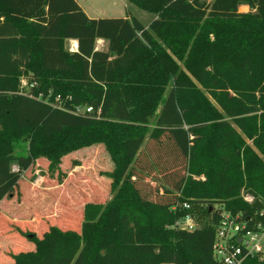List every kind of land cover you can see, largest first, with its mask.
I'll return each instance as SVG.
<instances>
[{
  "label": "trees",
  "instance_id": "16d2710c",
  "mask_svg": "<svg viewBox=\"0 0 264 264\" xmlns=\"http://www.w3.org/2000/svg\"><path fill=\"white\" fill-rule=\"evenodd\" d=\"M127 1L155 15L147 27L130 15L89 18L76 0H0V205L40 159L50 174L65 154L93 145L113 162L109 194L118 187L106 202L105 190L89 187L79 232L9 234L14 251L0 249V262L51 264L55 238L80 235L74 264H219L215 204L250 227L264 223V0ZM97 39L107 51L95 50ZM22 76L37 81L29 95ZM84 104L93 112L71 113ZM23 138L27 154L15 156ZM154 175L176 193L143 194ZM188 202L207 204L208 226L175 227ZM6 225L0 213V233Z\"/></svg>",
  "mask_w": 264,
  "mask_h": 264
},
{
  "label": "rangeland",
  "instance_id": "374dc122",
  "mask_svg": "<svg viewBox=\"0 0 264 264\" xmlns=\"http://www.w3.org/2000/svg\"><path fill=\"white\" fill-rule=\"evenodd\" d=\"M78 1L85 7L91 18L130 15L147 24L155 16L125 2V0ZM206 1L210 2L211 0ZM238 11L247 13L249 9L247 6H240ZM22 80L24 82L31 81L30 84L37 85V81L31 76H22L19 81ZM23 92L29 95V88L23 89ZM83 106H86V104ZM159 110L160 106L155 109V114ZM153 122L152 117L151 123ZM144 147L143 151H145ZM28 148L29 140L23 138L14 146L13 154L15 156L25 155ZM65 155L60 162L52 166L50 174L47 173V161L40 159L34 166L22 173L14 194L1 202V218L5 223L7 222V225L6 227L3 226L2 232H4L0 233V249H4L3 253L5 255L14 251L11 248H5V244L9 241V234L17 237L18 231L35 233L40 236L48 226L54 225L63 230L70 229L79 232L82 223L81 210L86 203L89 187L105 190L107 193L105 202L114 197L118 187H115L113 195H110L108 192L110 180L104 174L112 170L113 162L101 145L79 148ZM141 159H143V156ZM151 180L156 182L152 184ZM174 181H176L175 176ZM165 183L162 176L157 177L154 175L151 179H146L145 184L148 187L142 189L143 194L148 195L150 198L156 196L153 188L149 187H157L160 192L166 190L176 193L172 186L166 187ZM188 204L190 205L188 215L192 216V220L187 219L186 216L181 217L177 220L176 227L194 230L195 228L208 226L210 216L205 213L207 204L201 203L196 207H193L189 202ZM213 209L215 212H225L222 204H215ZM188 224L192 226V229H189ZM19 243L23 250L35 251L34 242L27 241L25 237L20 238ZM82 247L83 238L80 235L68 239L55 238L54 251L52 252L53 262L51 264H55L59 258L66 259L68 264L76 263ZM263 259L264 257L261 260ZM58 263L62 264L63 261ZM0 264H13V260L1 261Z\"/></svg>",
  "mask_w": 264,
  "mask_h": 264
},
{
  "label": "built area",
  "instance_id": "2783aa9c",
  "mask_svg": "<svg viewBox=\"0 0 264 264\" xmlns=\"http://www.w3.org/2000/svg\"><path fill=\"white\" fill-rule=\"evenodd\" d=\"M22 88H32L34 84L28 85L24 80L21 81ZM59 98H56L58 101ZM55 108L63 110L56 104L52 105ZM91 106H76L71 111L73 115L92 113ZM99 114V110L97 112ZM242 199L253 205L255 199L250 194H241ZM184 209H190L188 203H183ZM192 220V216H186ZM249 221L239 220L238 216L234 217L225 210L220 212V220L215 229V238L213 243V257L219 264H247L249 260H261L264 257V223H255L248 226ZM178 222L175 223V227ZM189 229L192 226L188 224ZM184 229V228H180ZM188 230V229H185ZM192 231V230H188Z\"/></svg>",
  "mask_w": 264,
  "mask_h": 264
},
{
  "label": "crops",
  "instance_id": "0c3cea01",
  "mask_svg": "<svg viewBox=\"0 0 264 264\" xmlns=\"http://www.w3.org/2000/svg\"><path fill=\"white\" fill-rule=\"evenodd\" d=\"M76 2L80 5V7L83 9V11L85 12V14L91 18L87 12H86V9L85 7L78 1L76 0ZM125 2L129 3L127 0H125ZM131 4V3H129ZM133 5V4H132ZM135 6V5H134ZM245 5H243L244 7ZM136 7V6H135ZM246 7V6H245ZM155 17V16H154ZM102 18H109V17H102ZM137 19V18H136ZM139 20V19H138ZM140 21V20H139ZM141 22V21H140ZM142 23V22H141ZM150 22H147V24H144L142 23L144 26H148ZM68 47V48H67ZM77 47H78V44H77V41L76 40H72V39H67L65 40V49L69 52H76L77 51ZM94 48L96 51H107L108 49V41L107 40H104V39H97L95 41V44H94Z\"/></svg>",
  "mask_w": 264,
  "mask_h": 264
},
{
  "label": "water",
  "instance_id": "95a60500",
  "mask_svg": "<svg viewBox=\"0 0 264 264\" xmlns=\"http://www.w3.org/2000/svg\"><path fill=\"white\" fill-rule=\"evenodd\" d=\"M253 208H254L255 210H260V209L262 208V205H261V203L257 200V201L254 202V204H253Z\"/></svg>",
  "mask_w": 264,
  "mask_h": 264
}]
</instances>
